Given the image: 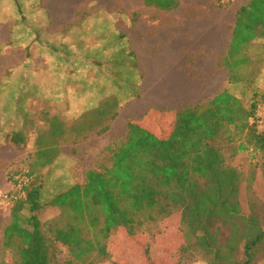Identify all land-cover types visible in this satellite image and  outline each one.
Instances as JSON below:
<instances>
[{
	"label": "trees",
	"instance_id": "1",
	"mask_svg": "<svg viewBox=\"0 0 264 264\" xmlns=\"http://www.w3.org/2000/svg\"><path fill=\"white\" fill-rule=\"evenodd\" d=\"M231 1L218 0L217 4L228 7ZM143 2L165 11L180 5L179 0ZM262 38L264 0H249L237 12L231 49L242 53L245 45ZM22 68L23 78L13 74L16 83L10 76L7 86L0 87V93L8 95L5 107L8 103H26L22 90L29 64L23 63ZM240 72L243 84L237 93L225 89L196 106L152 110L142 122L130 120L124 141L111 150V165L88 170L83 184L70 186L48 203L61 209L54 219L43 222L39 218L43 182L28 169L32 181L11 206L10 221L3 229L0 264H95L112 258L109 241L114 234L126 230L138 240L140 233L174 216L219 260L226 256L222 253L225 249L232 260L245 239L243 264H253L264 244V220L262 223L257 215H244L242 175L228 162L225 144L232 145L233 155L264 154V128L250 122V117L264 107V88L246 84ZM15 89L21 92L15 93ZM5 110L7 119L27 114L25 109ZM12 132V141L25 143V133L13 127ZM55 157L49 148H41L32 165L45 167ZM23 171L8 176L13 185ZM237 221L247 224L243 237ZM229 225L231 236L220 245L218 235ZM59 243L69 252L63 263Z\"/></svg>",
	"mask_w": 264,
	"mask_h": 264
},
{
	"label": "crops",
	"instance_id": "2",
	"mask_svg": "<svg viewBox=\"0 0 264 264\" xmlns=\"http://www.w3.org/2000/svg\"><path fill=\"white\" fill-rule=\"evenodd\" d=\"M114 1L119 5L100 4V0H0V47H25L27 58L23 63L29 64L22 90L28 98L25 105L8 103L5 107L0 102V110L27 111L39 106L41 124L44 118L57 123L63 116L80 118L87 108L81 103L90 96L95 98L101 86L105 103L111 86L102 80L110 76L108 66L115 58L122 61L123 51L134 54L138 70L148 77L143 81L141 76L136 86L139 96L134 101L141 102L136 105L141 117L135 120L140 122L152 110L196 106L225 89L237 93L242 83L239 72L245 64H251L256 74L264 71V39L257 48L251 47L257 39L251 41L242 53L231 49L241 6H218L215 0L207 4L179 0V6L165 11L147 6L143 0L137 6ZM241 56L247 60H241ZM253 57L256 60L250 61ZM64 59L68 60L66 74L61 70ZM22 66L12 67L14 75ZM195 68H204L205 72H194ZM207 78H215L217 90L210 89ZM255 84L264 88V84ZM9 90L13 92L12 87ZM17 92L20 89H15ZM80 93L84 96H78ZM71 99L70 106L64 104L67 113L61 114L60 101ZM0 116L1 127L13 125L3 112ZM7 135L0 128V142H5ZM1 145L0 179L12 188L7 169L13 162L7 164Z\"/></svg>",
	"mask_w": 264,
	"mask_h": 264
},
{
	"label": "rangeland",
	"instance_id": "3",
	"mask_svg": "<svg viewBox=\"0 0 264 264\" xmlns=\"http://www.w3.org/2000/svg\"><path fill=\"white\" fill-rule=\"evenodd\" d=\"M124 1L129 6L140 4L139 0ZM201 1L207 4L210 0ZM248 1L232 0L230 6L233 5L238 8L247 4ZM102 3L119 5L114 0H100V4ZM214 3L216 5L218 0H215ZM96 4H99L98 1ZM7 29L8 26L5 25L3 30L5 34H7ZM262 40L263 38L257 39L256 42L251 44V47H260L259 44L263 43ZM6 48L3 47L0 51V87H6L9 77L13 78L14 71L12 67L22 66L25 58H27L26 49L23 46L17 47V49H13V47ZM122 54L123 57L121 55V58L119 57L122 61L119 62L115 58L112 61L114 63L108 66L110 76L102 80L111 86L110 91L107 90L106 86L105 103H103L104 87L101 86L102 90L99 89L100 92L95 98L90 96L86 102L81 103L82 108H85V105L87 108L82 112L80 118H71L69 115L67 117L63 116V118L57 120L58 123L54 121V124L44 118L45 123L41 124V111L37 106L35 109L27 110L25 116L20 115V117L10 118L13 125L0 126V128H5L8 134L7 140L0 142L1 147H5V150H2L1 153L7 160V164L13 162V165L7 169L8 176L13 171L29 169L42 179L41 204L43 206L37 213L43 222L54 219L61 213L59 207L48 206V203L56 194L67 190L72 185L83 184L88 170H102L104 167L111 165V150L124 141L127 123L141 117V113L136 112V105L141 102L134 101L139 96L136 92V86L139 85L141 76L143 81H146L148 77L146 73H141L138 70L133 53L127 55L123 51ZM255 60V57L250 58V61ZM67 62L66 59L62 61L61 70L64 74L68 72ZM248 66H250V69L247 68ZM251 66V64H246L245 67L241 68V78L247 82L246 84L254 85V81H257L260 85H263L264 71H259L256 74L255 71H252ZM196 71L205 72L204 68H195L194 72ZM206 71L208 72V68ZM23 73V68L17 71L21 78H23ZM207 81L209 85L211 83V90H217L215 78H207ZM62 95L66 94L62 93ZM80 95L84 96L83 93L78 96ZM26 98L27 96H25ZM7 99L8 95L6 93H0V102H7ZM71 102L72 99L66 102L60 101L59 111L61 114L67 113L63 109L64 104L70 106ZM6 111L0 110V114L1 112L6 113ZM111 124L114 125L112 128ZM12 127L19 129L23 134L25 133V143L18 144V142L12 141ZM225 145L227 146L228 162L235 166L242 175L240 200L244 215H257L263 223L264 154L262 152H251L249 154L233 155L232 145ZM41 148H49L55 154V160L45 167H34L32 162L36 159L37 151ZM10 188V186L4 185L3 180L0 179V193L10 191L13 187ZM10 218L11 207L0 204V260L2 258L3 229ZM237 223L241 226L240 235L245 236L247 234V224L241 221H237ZM222 230L223 232L218 235L220 245H224L229 240L231 225L224 226ZM139 235L140 239L137 240L130 237L126 230L114 234L109 241L112 258L98 260L95 264H243L246 260L244 252L245 239L241 241L240 248L235 252L232 260L228 258V249L222 251L226 256L224 259L219 260L214 254L209 253L197 243L193 234L183 227L178 216L166 219L152 227L150 231ZM57 248L60 252L59 258L63 263L69 252L67 247L60 243L57 244ZM93 259L95 258L93 257ZM253 264H264V244L257 252Z\"/></svg>",
	"mask_w": 264,
	"mask_h": 264
},
{
	"label": "built area",
	"instance_id": "4",
	"mask_svg": "<svg viewBox=\"0 0 264 264\" xmlns=\"http://www.w3.org/2000/svg\"><path fill=\"white\" fill-rule=\"evenodd\" d=\"M250 122L258 123L264 128V108L259 109L255 115L250 117ZM32 181V176L29 170H24L21 174L15 177V185L10 191L0 193V204L11 207L16 200L24 195V190Z\"/></svg>",
	"mask_w": 264,
	"mask_h": 264
}]
</instances>
